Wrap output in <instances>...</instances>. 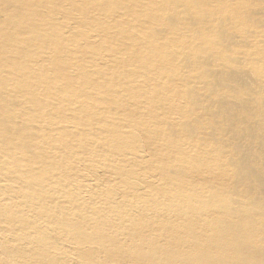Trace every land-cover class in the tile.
Wrapping results in <instances>:
<instances>
[{
    "label": "bare ground",
    "instance_id": "1",
    "mask_svg": "<svg viewBox=\"0 0 264 264\" xmlns=\"http://www.w3.org/2000/svg\"><path fill=\"white\" fill-rule=\"evenodd\" d=\"M169 261L264 264V0H0V264Z\"/></svg>",
    "mask_w": 264,
    "mask_h": 264
},
{
    "label": "rangeland",
    "instance_id": "2",
    "mask_svg": "<svg viewBox=\"0 0 264 264\" xmlns=\"http://www.w3.org/2000/svg\"><path fill=\"white\" fill-rule=\"evenodd\" d=\"M67 19H71L70 16L66 17ZM134 120H137V118H134ZM126 152H132L133 155L128 156V161H125L124 163L117 162H111L113 165L122 166L126 171H134L137 175H140V177L150 176L154 175L157 172L161 171V165H158L155 163V157L152 159H149V157L146 158H137L136 153L137 151H131L130 149H127ZM135 154V155H134ZM136 156V157H135ZM108 158V157H106ZM157 161V160H156ZM147 164V165H146ZM137 169V170H136ZM94 184V183H92ZM92 186V185H91ZM87 194L86 192L84 195ZM137 216V215H135ZM117 218H127L123 215H120ZM120 222V221H119ZM152 222V223H151ZM124 222H120L117 227L113 228L110 232L117 231L120 234V238L122 240H129V234H122L123 227H119ZM141 228V227H140ZM142 230L146 233H143L141 235V238H148L150 235H154V238L156 240H159L160 242L169 243L168 239L165 237L167 234L162 230V224L160 221L157 220L156 217H152L150 219H147L143 223ZM166 233V234H165ZM51 237L54 241L58 242L62 246H60L62 249H65L69 252L74 251L75 247H78L74 242L66 241L63 237H61L60 233L54 232L51 233ZM159 236H161L159 238ZM57 238V239H56ZM182 244V245H180ZM171 246L172 252L178 253V255H181L182 253L189 252L191 248H187L182 242H171L169 244ZM91 245H86L85 247L88 249ZM169 264H178L174 263L173 261H169Z\"/></svg>",
    "mask_w": 264,
    "mask_h": 264
}]
</instances>
